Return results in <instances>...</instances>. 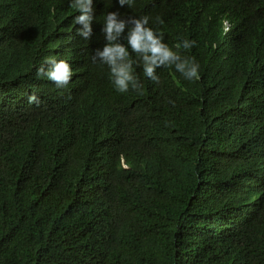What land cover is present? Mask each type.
Wrapping results in <instances>:
<instances>
[{"label": "trees", "instance_id": "obj_1", "mask_svg": "<svg viewBox=\"0 0 264 264\" xmlns=\"http://www.w3.org/2000/svg\"><path fill=\"white\" fill-rule=\"evenodd\" d=\"M70 4L0 0V264H264V0H94L90 39ZM111 11L195 40L200 78L118 92Z\"/></svg>", "mask_w": 264, "mask_h": 264}, {"label": "clouds", "instance_id": "obj_2", "mask_svg": "<svg viewBox=\"0 0 264 264\" xmlns=\"http://www.w3.org/2000/svg\"><path fill=\"white\" fill-rule=\"evenodd\" d=\"M118 2L121 7H131L134 0ZM93 5L94 0H71L70 6L79 13L74 17V23L80 25L78 34L84 39H90L93 35ZM149 19L146 15L122 18L118 11L108 12L105 16L101 29L104 44L95 50L93 59H99L108 66L112 84L120 93H125L131 88L142 94L143 86L135 71L138 66H142L145 77L156 82L160 79L156 69L162 67H174L186 80L200 78L198 61L195 57L183 56L180 51L191 49L196 41L183 39L182 43L170 46L165 42L162 31L149 26ZM225 24L229 25L227 21ZM36 75L38 78L46 76L57 87L62 88L70 83L73 69L67 60H57L56 57L49 56L45 57L44 63L37 68ZM29 102H38L35 94L29 97Z\"/></svg>", "mask_w": 264, "mask_h": 264}]
</instances>
